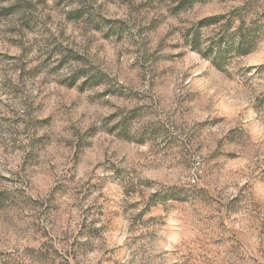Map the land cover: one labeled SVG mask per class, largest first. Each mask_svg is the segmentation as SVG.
<instances>
[{
    "label": "clouds",
    "instance_id": "obj_1",
    "mask_svg": "<svg viewBox=\"0 0 264 264\" xmlns=\"http://www.w3.org/2000/svg\"><path fill=\"white\" fill-rule=\"evenodd\" d=\"M0 264H264V0H0Z\"/></svg>",
    "mask_w": 264,
    "mask_h": 264
}]
</instances>
